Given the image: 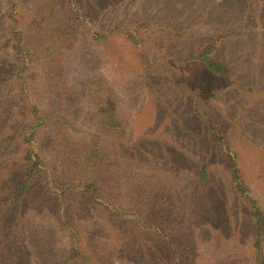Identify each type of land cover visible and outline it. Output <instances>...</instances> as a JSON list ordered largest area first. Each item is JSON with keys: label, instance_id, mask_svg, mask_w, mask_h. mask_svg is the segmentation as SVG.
I'll use <instances>...</instances> for the list:
<instances>
[{"label": "rangeland", "instance_id": "374dc122", "mask_svg": "<svg viewBox=\"0 0 264 264\" xmlns=\"http://www.w3.org/2000/svg\"><path fill=\"white\" fill-rule=\"evenodd\" d=\"M13 3L14 29L8 4L0 0V200L13 192L25 174V147L20 138L34 126L42 131L37 138L41 148L48 150L44 154L46 167L54 170L51 175L62 183L72 181L58 169L59 156L51 154L58 153L55 136L60 129L73 134L78 130L111 156L110 151L119 153L126 168L158 178L173 206L166 227L176 232L181 251L194 262L249 264L251 222L245 203L229 181L214 132L236 154L244 178L264 210V180L258 177L264 165V0ZM60 5L61 17L74 11L79 15L63 27V41L53 43L54 36L48 31L54 27L50 11ZM133 20L145 24L137 33L139 46L116 34L94 40V33ZM172 27H178L175 35L165 41L160 31L171 32ZM204 44L217 46L214 58L228 63L236 82L244 87L210 74L197 63L175 65L176 58H184ZM143 55L155 61L157 73L146 68L149 59L144 60ZM164 67L177 70L194 95L199 94L198 117L192 112V96L174 88ZM93 78L103 79L110 90L109 101L126 121L128 135L123 144L97 130L98 118L86 96ZM32 107L43 124L34 118ZM205 162L211 182L202 187L194 174ZM47 182V177L40 176L19 206L0 211V243L4 242L0 264H57L67 252V238L56 225L59 213L54 190L50 191ZM71 199L68 212L76 225L84 227L86 264H167L166 254L158 250L157 237L151 232L143 235L123 220L114 222L117 230L113 232L115 228L109 230L102 213L86 197ZM17 208L22 231L19 243L8 238ZM127 231L143 238L136 243L139 250H124L126 242L122 249L114 246Z\"/></svg>", "mask_w": 264, "mask_h": 264}, {"label": "trees", "instance_id": "16d2710c", "mask_svg": "<svg viewBox=\"0 0 264 264\" xmlns=\"http://www.w3.org/2000/svg\"><path fill=\"white\" fill-rule=\"evenodd\" d=\"M6 2L10 10L8 18L11 20V28L14 29L15 24H17L14 18V3L13 0H6ZM50 12L53 15L52 21L54 27L48 29V31L54 36L53 43H60L63 41V37L65 38L66 36L63 27L73 22L79 13L74 11L72 15L67 14L61 17L63 14L61 5L58 9L54 7ZM126 23H115L108 26L105 31L99 34L94 33V40L103 41L107 36L116 34L123 35L128 40L134 42L136 46H139L137 33L140 27L145 25L144 22L133 20ZM47 25L49 26L46 23ZM127 25H130V27ZM177 28H170L171 32L167 29L163 30L164 32L160 31L163 33L165 41L170 42V38L175 35L174 32ZM154 43L155 41L152 42V44ZM216 49L217 46L215 44H204L197 50H190L184 58H176L177 64L175 65L183 66L188 63H197L210 74L220 77L225 81L228 80L232 85L243 86L239 82H236L234 72L228 63L220 62L214 58ZM18 52L22 53L20 48ZM143 59H149L146 61V68L157 73L155 61L146 55H143ZM166 69L168 68L164 67L163 70ZM168 70L170 72L168 76L174 88L192 96V112L198 117L199 114L195 106L199 94L194 95L191 85L179 77L180 73L177 70L172 67H169ZM148 78L149 72L145 73L146 81H149ZM147 84L150 92H152L148 82ZM86 90L88 102L94 107L98 118L96 125L98 132L110 137L113 141L119 143V145L123 144L128 135L127 124L124 118L119 115V111L116 109L113 101H109L110 90L107 89L106 85L104 87L103 79L93 78L88 82ZM165 110L168 112L167 108ZM31 113L38 120V124L44 123L43 120L37 117L38 112L35 107H32ZM101 115L104 116L102 119L99 117ZM203 123L205 122L203 121ZM211 131L214 132L212 129ZM41 132L36 130L34 126L21 136L20 142L25 147L23 161L27 169L25 174L17 181L13 192L5 197V199L0 200V211H4L12 205L19 206L18 204L26 197L30 186L40 176L47 177V183L49 184L50 182L51 184L50 191L51 189L54 190L52 193L54 196L53 202L59 213L56 225L65 234L69 244L67 252L57 264H73L79 261L86 264L87 260L83 251L81 236V228L84 229V227L76 225L75 220L71 218L68 212L70 205H72V196L86 197L92 203L94 210L102 213L103 220L108 223L109 230L115 228L113 232L117 230L114 225L116 220H123V223L131 225L133 229L138 230L143 235L151 232L152 235L157 237L159 244L157 243L156 246L158 250L161 249L166 254L167 264H198L194 262L190 254L183 250V252L181 251V247L174 237L176 232L166 227L168 220L173 216V206L158 178L148 175L143 170L139 171L131 167L126 168L119 153L110 151L113 154L111 156L108 151L99 147L97 143H93L91 140H87L79 135L78 130L73 134L71 131L68 132V130L60 129L55 136L58 153H52L51 156L53 158L56 155L59 156L58 169L62 170L63 174L68 178L73 179L72 181L62 183L59 177L51 175L54 170L46 167L48 163L45 161L46 156L44 152H48V150L46 149V151L41 148V143L37 138ZM214 133L217 136L216 141L227 165L229 181L247 207L251 222L250 252L248 253L249 264H264V210L244 178L243 172L238 165L236 154L217 131ZM258 173V177L264 180L263 163ZM194 177L202 187H207L210 184V173L206 162L196 169ZM19 211V208H17L14 213V227L8 237L12 238L15 243H19L22 237ZM121 237L114 244L118 249H122V246H124V244L121 246L122 242L127 243L124 248L126 251L129 248H133V251L140 249V245L136 243L140 242L143 238L135 236L132 231H127ZM3 244L4 242L0 243V250ZM180 253L185 255L184 259Z\"/></svg>", "mask_w": 264, "mask_h": 264}]
</instances>
